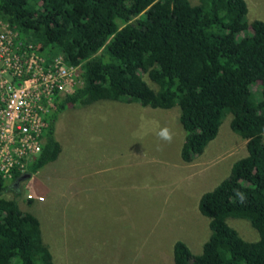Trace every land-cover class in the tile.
I'll use <instances>...</instances> for the list:
<instances>
[{"label": "trees", "instance_id": "trees-1", "mask_svg": "<svg viewBox=\"0 0 264 264\" xmlns=\"http://www.w3.org/2000/svg\"><path fill=\"white\" fill-rule=\"evenodd\" d=\"M246 12L245 0H0V19L46 60L62 54L78 65L81 80L56 96L25 171L0 177V264H54L39 218L19 205L20 185L59 155L56 113L98 100L177 105L184 162L203 152L230 114L246 154L199 197L209 219L201 252L176 240L173 264H264V20L247 32ZM228 218L247 220L258 238L244 239Z\"/></svg>", "mask_w": 264, "mask_h": 264}, {"label": "rangeland", "instance_id": "rangeland-1", "mask_svg": "<svg viewBox=\"0 0 264 264\" xmlns=\"http://www.w3.org/2000/svg\"><path fill=\"white\" fill-rule=\"evenodd\" d=\"M245 1L249 32L253 20H264V0ZM121 103L98 100L58 111L59 155L20 185L19 205L39 218L54 264H173L176 240L200 253L209 219L200 214L198 199L246 154L245 140L229 126L230 114L203 152L184 162L177 105ZM165 127L170 143L158 136ZM28 195L36 196L30 204ZM227 222L244 239L258 238L247 220Z\"/></svg>", "mask_w": 264, "mask_h": 264}, {"label": "built area", "instance_id": "built-area-1", "mask_svg": "<svg viewBox=\"0 0 264 264\" xmlns=\"http://www.w3.org/2000/svg\"><path fill=\"white\" fill-rule=\"evenodd\" d=\"M81 83L78 65L57 54L50 60L0 19V177L24 172L37 155L56 96ZM35 199V195H28Z\"/></svg>", "mask_w": 264, "mask_h": 264}, {"label": "clouds", "instance_id": "clouds-1", "mask_svg": "<svg viewBox=\"0 0 264 264\" xmlns=\"http://www.w3.org/2000/svg\"><path fill=\"white\" fill-rule=\"evenodd\" d=\"M158 136L161 140L169 143L172 141L173 138L170 130L167 127L161 129V131L158 133ZM237 195H240L242 197V194L240 193H237Z\"/></svg>", "mask_w": 264, "mask_h": 264}, {"label": "crops", "instance_id": "crops-1", "mask_svg": "<svg viewBox=\"0 0 264 264\" xmlns=\"http://www.w3.org/2000/svg\"><path fill=\"white\" fill-rule=\"evenodd\" d=\"M246 5H247V3H246ZM247 9H248V7H247ZM131 103H133V102H123V103H121V104H123L124 106H129V105H131ZM135 104V103H134ZM179 115V114H178ZM165 116V115H164ZM183 143V142H182ZM181 146H182V144H181ZM181 146H180V149H181ZM179 156H180V150H179ZM181 159V158H180ZM199 200V199H198Z\"/></svg>", "mask_w": 264, "mask_h": 264}, {"label": "water", "instance_id": "water-1", "mask_svg": "<svg viewBox=\"0 0 264 264\" xmlns=\"http://www.w3.org/2000/svg\"><path fill=\"white\" fill-rule=\"evenodd\" d=\"M28 176H29V174H26L25 176H23V178H24V177H28Z\"/></svg>", "mask_w": 264, "mask_h": 264}]
</instances>
